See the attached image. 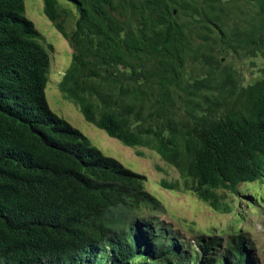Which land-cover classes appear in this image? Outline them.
<instances>
[{
	"label": "trees",
	"instance_id": "1",
	"mask_svg": "<svg viewBox=\"0 0 264 264\" xmlns=\"http://www.w3.org/2000/svg\"><path fill=\"white\" fill-rule=\"evenodd\" d=\"M256 1L264 24V0ZM72 2L78 18L71 37L85 33L88 50L103 60L121 64L125 50L178 49L179 29L161 14L150 18L153 29L163 25L157 49L141 36L113 37L120 27L107 13L115 8L112 0ZM42 5L44 16L62 32L55 22V0H42ZM23 11L22 0H0V264H251L237 232L219 257L218 243L205 238L193 258L185 256L182 243L143 214L161 209L144 191V176L102 155L49 110L44 95L48 57ZM86 66L73 54L58 83L82 119L127 147L146 146L141 136H150L154 152L179 171L184 188L214 211L227 213L228 208L213 190L234 193L239 184L261 176L264 77L241 89L220 116L209 114L190 131L163 135L132 130L111 111L95 117L84 97L90 87L74 75ZM158 185L175 190L163 181Z\"/></svg>",
	"mask_w": 264,
	"mask_h": 264
},
{
	"label": "rangeland",
	"instance_id": "2",
	"mask_svg": "<svg viewBox=\"0 0 264 264\" xmlns=\"http://www.w3.org/2000/svg\"><path fill=\"white\" fill-rule=\"evenodd\" d=\"M22 1L23 15L32 23L37 44L48 57L44 95L49 110L102 155L144 176V191L161 209L143 214L153 216L156 228L176 237L185 256L193 258L205 238L218 243L215 253L219 257L237 232L251 264H264V159L258 180L239 184L234 193L213 190L218 202L228 208L227 213L214 211L184 188L179 171L154 152L150 136H141L147 143L143 147L122 145L86 123L78 106L58 89L72 55L77 54L87 66L77 67L74 75L90 87L84 97L92 104L95 117L111 111L132 130L152 129L163 135L190 131L201 118L220 116L241 89L264 77V24L257 1L112 0L115 8L107 13L120 27L114 38L141 36L158 49L164 30L162 24L151 27L150 18L155 14L179 29L175 52L125 50L121 64L88 50L85 33L71 37L78 18L73 0H55V22L62 32L44 16L42 0ZM178 157H183L182 148ZM160 181L175 190L160 188Z\"/></svg>",
	"mask_w": 264,
	"mask_h": 264
},
{
	"label": "bare ground",
	"instance_id": "3",
	"mask_svg": "<svg viewBox=\"0 0 264 264\" xmlns=\"http://www.w3.org/2000/svg\"><path fill=\"white\" fill-rule=\"evenodd\" d=\"M172 191V190H171Z\"/></svg>",
	"mask_w": 264,
	"mask_h": 264
}]
</instances>
